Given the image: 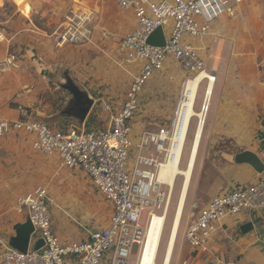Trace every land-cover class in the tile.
I'll return each mask as SVG.
<instances>
[{
    "label": "built area",
    "instance_id": "built-area-1",
    "mask_svg": "<svg viewBox=\"0 0 264 264\" xmlns=\"http://www.w3.org/2000/svg\"><path fill=\"white\" fill-rule=\"evenodd\" d=\"M243 1L115 0L120 9L132 10L137 19L136 27L118 41L119 64L136 66L139 72L133 76L126 100L111 117L109 126L60 130L34 116L32 109L23 105L18 106L17 118L0 119V138L17 132L29 135L34 150L58 156L64 168L84 171L113 207L105 227L90 231L86 239L65 242L53 226L50 206L55 201L47 187H37L18 198L16 211L32 223L44 245L39 250L31 248L22 252L0 239V264H139L147 246L149 221L162 215L170 202L171 190L165 191L163 185L167 184L158 183V173L169 155L170 133L180 104L171 127L142 133L137 144L138 153L131 164L132 120L140 104V95L154 73L164 69L170 56L189 73L208 71L196 46L186 42L184 37L187 34L207 36L213 20L228 12L233 2ZM2 6L4 3L0 8ZM171 22L173 29L168 35L165 28ZM158 27L164 29V46L147 42ZM95 37L94 12L73 10L56 32L55 42L59 47L96 44ZM21 64L17 54H8L0 60V75L20 68ZM208 72L216 81V71ZM105 108L111 109V104H106ZM259 157L264 164V147ZM261 175L256 183L216 195L200 208L184 231L188 245L206 251L222 219L243 210L264 208V170ZM182 264L190 263L183 261Z\"/></svg>",
    "mask_w": 264,
    "mask_h": 264
},
{
    "label": "rangeland",
    "instance_id": "rangeland-1",
    "mask_svg": "<svg viewBox=\"0 0 264 264\" xmlns=\"http://www.w3.org/2000/svg\"><path fill=\"white\" fill-rule=\"evenodd\" d=\"M51 1V3L42 1V3L33 5L31 17L26 16L19 9L17 2L22 6L24 0H17V2L4 0L5 4L0 9V33L4 36L3 39H0V54L5 49L4 45L7 43L6 37L9 36V31L13 36L17 30L23 28V23L11 24L10 28L7 22L10 17L12 21L19 17L22 18V21L29 18L34 21L31 24L34 31L26 30L15 35L10 48L11 53L20 57L24 67L27 60L30 62L28 68L32 73L33 85L30 93L33 100L29 102V108L34 112V116L50 124L63 116H72L75 121H78L91 108H94V112H98L97 109L102 110L103 103L111 104L113 111H116L117 107L120 109L126 100L133 76L139 72V68L133 65L119 64L118 41L127 31L124 33L121 29H114L113 25L108 24V19L110 16H116V18L122 17L129 21L130 16H126L129 13L120 9L115 0H106L105 7L99 5L97 0ZM16 7L18 8L17 12H15ZM85 9L92 10L95 15L96 37H98L96 44L57 46L55 35L65 22L66 16L73 10L83 11ZM133 28L134 26L128 31ZM165 29L170 35L173 22ZM108 31L111 33L107 38ZM184 39L196 46L201 56L206 58V69L212 71L216 66V61L208 56L207 47L205 48L207 46L206 36L198 37L187 34ZM200 47H204V49ZM256 49L260 52L264 50V39ZM27 50L31 52L25 57L23 54ZM262 58L261 55L259 59ZM194 75L196 74L187 72L178 60L170 56L164 69L156 71L150 78L140 95V104L132 120L134 147L130 159L131 164L138 153L137 144L143 132H154L162 127L172 126L178 104L182 100L184 84ZM68 79H72L83 92H91L97 101H89L86 97L76 99L64 86ZM206 84L207 80L200 87L196 104L198 111L203 104ZM94 112L92 111L90 119L95 116L96 124L101 128H106L107 122ZM210 116L209 111L193 172L192 185L190 184L191 188L187 195L176 254L174 259L172 258L171 264H179L178 254L182 242H185L184 231L193 209L192 194L195 192L194 188L199 191L197 185L207 176L208 158L217 157L220 159L225 153L222 154L217 149L237 148L247 137H237L240 139L239 142L233 139L234 137L217 138L215 142L211 143V147L209 146L211 148L209 153L206 152L208 140L206 131L209 127ZM197 123L198 118L195 117L192 120L182 168L186 167ZM244 123L243 127L246 129L254 127L252 120H246ZM182 183L183 176L179 175L175 187L172 189L171 204L157 264H162L164 261L171 219ZM39 186L47 187L55 201L54 205L50 206L53 226L65 242L86 239L90 231L103 228L109 223L113 212L112 204L84 171L62 167L58 156H50L34 150L32 138L23 132H17L0 138V239L9 241L17 236L16 225L23 222L22 220H26V216L16 211L18 198ZM163 188L165 191L170 190L168 185H163ZM161 219L162 217H154L150 223L149 238L141 264H150L152 260ZM39 240L38 233L34 231L31 235L32 246ZM182 256L181 264L188 257V252L183 251Z\"/></svg>",
    "mask_w": 264,
    "mask_h": 264
},
{
    "label": "crops",
    "instance_id": "crops-1",
    "mask_svg": "<svg viewBox=\"0 0 264 264\" xmlns=\"http://www.w3.org/2000/svg\"><path fill=\"white\" fill-rule=\"evenodd\" d=\"M29 1L24 0L22 6L18 2L17 4L26 16L31 17L33 5L42 1ZM3 2L4 0H0V4ZM97 2L105 7L106 0H97ZM232 5L228 12L212 21L210 32L206 36L205 48L207 47L208 56L216 61L212 71H216L217 80L209 109L211 118L206 131L208 140L205 150L209 153L211 143L217 138L234 137L233 139L239 142L240 139L237 137H247L237 148L217 149L220 153H225L220 159L208 158L207 176L197 185L199 191L194 188L195 192L192 194L193 205L196 204L197 207L192 206L189 221L216 195H224L245 188L256 183L262 176L249 163H236L234 156L246 150L255 152L259 156V152L264 147V50L260 52L256 49L264 39V0H244L242 3L233 2ZM16 10H18L17 7L15 12ZM124 11L129 13L126 15L130 16L129 21L122 17L110 16L108 24L125 33L131 27H136L137 19L132 10ZM29 19L22 21L19 17L12 21L10 17L7 20L10 28L11 24L20 23H23V28L17 30L13 36L9 31L5 49L0 57L4 59L11 53V41L14 40L15 35L26 30L34 31L31 27L34 21L32 18ZM110 33L109 31L107 35L105 33L107 38ZM3 38V34L0 33V39ZM97 38L95 37L96 40ZM200 48L204 49V47ZM29 52L31 51L27 50L23 55L27 57L30 55ZM261 55L263 58L259 59ZM204 59L206 61V58ZM29 63L27 60L25 67L21 64L20 68L0 75V119L17 118L19 105L30 106L29 102L33 100L30 93L33 83L32 73L28 68ZM83 97L88 98L89 101H97V98L89 91L84 92ZM106 104L103 103L102 110L97 109L98 112H94V108L89 109L82 116L83 120L82 117L81 120L75 121L72 116H63L49 125L65 131L69 128L100 129L101 126L94 121L95 116L90 119L93 111L107 122L106 127H108L111 117L120 109L117 107L116 111L112 108L108 110L105 108ZM246 120H252L254 127L250 129L243 127ZM223 144L226 145V143ZM227 152L230 154H226ZM247 223H251L252 228L245 232L242 227ZM7 242L10 243L11 239ZM183 251L188 252V257L184 261L190 264H264V208L243 210L222 219L217 223V230L209 239L206 251L202 248H193L183 241L178 254L179 264L182 262Z\"/></svg>",
    "mask_w": 264,
    "mask_h": 264
},
{
    "label": "bare ground",
    "instance_id": "bare-ground-1",
    "mask_svg": "<svg viewBox=\"0 0 264 264\" xmlns=\"http://www.w3.org/2000/svg\"><path fill=\"white\" fill-rule=\"evenodd\" d=\"M210 77V78H208ZM207 79V84L204 89V98L201 109L196 110V104L199 98L200 87ZM215 87V81L208 71L200 72L193 77L186 80L184 84V91L182 100L179 104L177 118L175 120L173 129L170 133V149L167 159L162 163L158 173V183L167 184L171 190L175 187L176 180L179 175L183 176V183L179 198L177 200L174 214L171 219V228L167 239L166 250L164 254V261L162 264H171L174 250L176 247L180 227L183 220L185 205L187 202L188 190L192 181L193 172L196 160L199 154L203 132L208 118V112L211 105V99ZM197 117L198 123L194 132V138L191 142L188 153V161L185 168H182L183 158L186 153V145L188 141L189 132L191 129L192 120ZM171 198L168 209L162 215L154 217H162L159 231L154 246V254L150 264H157L159 251L161 248L162 236L164 234L168 212L170 209ZM148 225V238L150 233V223ZM145 252V251H144ZM141 253L139 264H141Z\"/></svg>",
    "mask_w": 264,
    "mask_h": 264
},
{
    "label": "water",
    "instance_id": "water-1",
    "mask_svg": "<svg viewBox=\"0 0 264 264\" xmlns=\"http://www.w3.org/2000/svg\"><path fill=\"white\" fill-rule=\"evenodd\" d=\"M148 44L153 46H164L166 44V37L164 29L158 27L147 40ZM65 88L75 96L76 99H81L84 92L74 83L72 79H68V82L64 85ZM84 117H82V120ZM236 163H249L255 170L262 173L264 170V164L257 153L252 151H243L234 156ZM252 228L251 223H247L242 227L243 231H249ZM17 236L11 239V246L22 251L27 252L29 249L39 250L43 247L44 241L40 239L34 246L31 243V235L34 233L35 228L30 221L18 223L16 225ZM32 246V247H31Z\"/></svg>",
    "mask_w": 264,
    "mask_h": 264
}]
</instances>
